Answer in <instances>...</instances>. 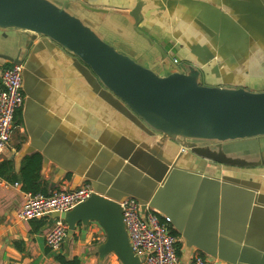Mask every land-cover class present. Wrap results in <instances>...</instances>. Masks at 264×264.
I'll list each match as a JSON object with an SVG mask.
<instances>
[{
  "label": "crops",
  "instance_id": "0c3cea01",
  "mask_svg": "<svg viewBox=\"0 0 264 264\" xmlns=\"http://www.w3.org/2000/svg\"><path fill=\"white\" fill-rule=\"evenodd\" d=\"M66 1L69 10L87 20L104 39L160 75L176 68L186 72L193 66L199 71L201 84L264 90V0ZM134 9L140 14L138 22L129 14ZM135 27L162 47L165 59ZM25 36L20 42L16 32L0 30V52L11 56L19 53L24 65V102L16 111L8 146L0 154V163H12L5 177L0 175V264H60L56 254L77 257L79 264H122L113 251L100 256L98 247L106 235L95 220L77 223L61 246L50 250L44 235L55 218L50 213L29 219L17 215L25 193L32 192L27 187H33L32 178L23 175L21 167L25 157L40 155L38 176L33 179L46 193L37 192L48 194L93 183L122 197L141 183L138 176L143 170L155 171L157 158L147 163L139 145L156 142L159 132L145 135L101 100L75 68L71 53L39 35L27 47ZM173 58L179 62L172 64ZM10 64L0 58V71ZM174 141L178 146L173 154L179 153V145L187 151L181 141ZM259 142L264 145V137ZM103 155L111 156L104 159ZM114 157H124L128 169L107 183L103 175H109L106 169ZM181 161L185 166L179 167L188 168L186 159ZM192 171L222 181L218 234L264 250V210L258 213L250 209L255 201L264 206V164L202 165L198 160ZM204 223L208 220L201 218L198 228L207 231ZM176 235L177 264H193L197 253L210 257Z\"/></svg>",
  "mask_w": 264,
  "mask_h": 264
},
{
  "label": "water",
  "instance_id": "95a60500",
  "mask_svg": "<svg viewBox=\"0 0 264 264\" xmlns=\"http://www.w3.org/2000/svg\"><path fill=\"white\" fill-rule=\"evenodd\" d=\"M129 14L135 22L139 21L137 9ZM0 30L16 32L20 42L26 35L27 47L39 35L56 48L71 53L75 68L101 100L145 135L154 136L158 132L160 135L154 143L143 141L139 145L147 163L157 158L158 165L153 163L155 171L143 170L138 176L141 183L127 190L124 196H114L92 183L94 191L88 198L69 210L50 212L53 218L66 222L67 233L77 223L95 220L106 235L98 247L100 256L113 251L122 264H141L130 246L119 204L125 197H134L140 203L141 214L149 207L168 217L171 229L212 259L224 264H264L263 249L218 234L222 181L192 171L199 159L239 167L264 164L261 150L243 159L230 156L218 147L227 140L264 137V90L201 84L199 71L193 66L186 72L176 68L160 75L104 39L87 20L69 10L66 0L62 3L0 0ZM135 30L157 49L162 59L166 58L165 51L153 38L137 27ZM21 57L19 53L11 56L0 52L6 63H19ZM23 74L24 65L22 77ZM174 140L181 141L187 151L179 145V153L173 154L178 146ZM101 152L105 154L104 149ZM103 156L108 159L111 155ZM182 158L186 159L188 168L179 167L185 166ZM112 159L111 167L106 169L109 175H103L107 183L116 179L118 172L128 169L124 157ZM262 204L255 201L250 209L262 213ZM201 218L208 220L204 223L207 231L198 228Z\"/></svg>",
  "mask_w": 264,
  "mask_h": 264
},
{
  "label": "built area",
  "instance_id": "2783aa9c",
  "mask_svg": "<svg viewBox=\"0 0 264 264\" xmlns=\"http://www.w3.org/2000/svg\"><path fill=\"white\" fill-rule=\"evenodd\" d=\"M173 61L179 62L177 58H173ZM22 67V62L11 63L0 71V154L8 146L16 111L24 102ZM93 191L90 183H82L74 188L59 189L48 194L27 192L17 215L21 219H29L53 210H69L88 198ZM119 204L130 246L139 256L141 264H177L178 236L171 232L169 218L160 216L149 207L141 214L140 203L134 197H125ZM67 229L63 219L55 218L44 235L46 246L50 250H57ZM192 263L221 264L202 253L195 254Z\"/></svg>",
  "mask_w": 264,
  "mask_h": 264
},
{
  "label": "trees",
  "instance_id": "16d2710c",
  "mask_svg": "<svg viewBox=\"0 0 264 264\" xmlns=\"http://www.w3.org/2000/svg\"><path fill=\"white\" fill-rule=\"evenodd\" d=\"M11 164H12L11 161H7V160L2 161L0 163V175H3L5 177V174H7V172L11 168ZM39 165H40V155L35 154V155L27 156L23 160V165L21 167V173L25 175L28 179L31 177L33 180V184H32L33 187L32 186L27 187L29 191H32L33 193L37 191L46 193L44 189H41L38 187L37 183L34 184V181H36L37 176H38ZM33 177L36 179L34 180ZM15 178H16V175L12 179H15ZM171 232L176 235V232L173 229H171ZM177 248H178V244H177ZM177 253H178V249H177ZM56 259L60 264H79V260L77 257L68 259L62 254H56Z\"/></svg>",
  "mask_w": 264,
  "mask_h": 264
},
{
  "label": "rangeland",
  "instance_id": "374dc122",
  "mask_svg": "<svg viewBox=\"0 0 264 264\" xmlns=\"http://www.w3.org/2000/svg\"><path fill=\"white\" fill-rule=\"evenodd\" d=\"M207 145H209V143ZM218 147L230 156H240V158L246 159L249 153L260 151L264 147V145L259 142V139L252 137L237 140H227L225 142H222V144ZM199 163L202 165H216L218 162L212 160L210 161L208 159H199Z\"/></svg>",
  "mask_w": 264,
  "mask_h": 264
}]
</instances>
